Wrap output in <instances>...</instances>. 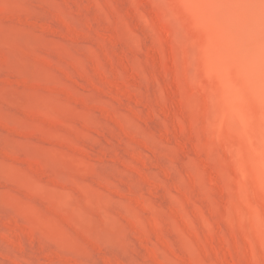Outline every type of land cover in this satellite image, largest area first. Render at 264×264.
Segmentation results:
<instances>
[{"label": "rangeland", "instance_id": "1", "mask_svg": "<svg viewBox=\"0 0 264 264\" xmlns=\"http://www.w3.org/2000/svg\"><path fill=\"white\" fill-rule=\"evenodd\" d=\"M0 264H264V0H0Z\"/></svg>", "mask_w": 264, "mask_h": 264}]
</instances>
